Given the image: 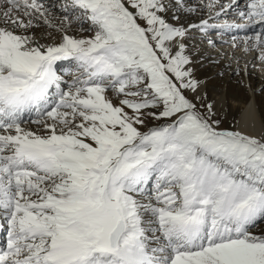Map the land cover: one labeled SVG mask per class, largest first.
I'll list each match as a JSON object with an SVG mask.
<instances>
[{
    "label": "snow or ice",
    "instance_id": "1",
    "mask_svg": "<svg viewBox=\"0 0 264 264\" xmlns=\"http://www.w3.org/2000/svg\"><path fill=\"white\" fill-rule=\"evenodd\" d=\"M205 7L264 61V0ZM62 9L0 0V264H264V135L195 95L191 32L217 25L181 23L188 0Z\"/></svg>",
    "mask_w": 264,
    "mask_h": 264
},
{
    "label": "bare ground",
    "instance_id": "2",
    "mask_svg": "<svg viewBox=\"0 0 264 264\" xmlns=\"http://www.w3.org/2000/svg\"><path fill=\"white\" fill-rule=\"evenodd\" d=\"M196 1L199 0H188L189 6L196 8L198 4ZM204 2L206 4L207 0ZM228 2L229 0H220V3L225 5ZM45 3L47 6H50L51 9V14L49 15L51 23L57 27L61 26L62 21H64L63 19L67 14L62 9L65 0H45ZM240 7L243 8L244 5ZM217 8H219V5H217ZM194 13L195 12L191 14L186 13L180 22L185 26H188L190 24H199L201 20H208L210 23V15L215 18V13L213 12L210 14L206 7L205 12H202L204 14L203 19H192ZM217 21L219 20L217 19ZM250 30H246L245 26L240 27L234 39L235 42L237 41V45L248 46L250 44V40H248L249 33L251 32ZM49 33H51V36H49ZM195 33L199 34L200 32L195 29L192 30L189 47L192 49V57L195 61L194 77L199 81L198 91L195 95L203 100V105L201 106L204 111H206L207 105H212L217 118L225 119L228 129L242 131L246 134L257 137L264 135V76L255 74L250 68L252 62L256 58L258 59V64L264 62L260 60L259 53L256 57H251V55L249 57H247V55L245 57H240L236 53L229 52L230 50H224L221 44L211 45L207 50L208 47L205 48L204 44L202 46L201 41L195 40L192 37L195 36ZM70 34L85 35L73 25ZM240 34L246 35L244 40L238 37ZM36 36L41 38V43L47 44L52 43L54 40L58 42L60 33L58 35L55 30L43 25L36 30ZM214 42L215 41H213V43ZM231 53H233V55ZM242 61L245 62L241 64ZM248 62L249 65L247 64ZM61 63L63 64L61 72L64 74L69 67V63L66 61ZM239 64L241 66H238ZM247 66L248 68L246 69L245 67ZM65 78L67 79V76ZM246 83H248L251 95H249L246 90ZM190 95L193 94L190 93ZM25 127L35 129L36 125L26 124ZM4 242L5 235L3 232H0V244H3Z\"/></svg>",
    "mask_w": 264,
    "mask_h": 264
},
{
    "label": "rangeland",
    "instance_id": "3",
    "mask_svg": "<svg viewBox=\"0 0 264 264\" xmlns=\"http://www.w3.org/2000/svg\"><path fill=\"white\" fill-rule=\"evenodd\" d=\"M204 1L205 0H203V2H202V0L196 1V3H198V4H197V7L195 8V13H194L192 19H195V18L203 19L204 18V14H203L205 12V6H204L205 2ZM207 2H208V0H207ZM224 2H227V1H224ZM242 5H244V0H240V6H242ZM66 15H69V14L67 13ZM70 18L73 19V24L72 25L75 26L76 28H78L77 24L75 23L74 17H70ZM217 19L219 21H217ZM225 22H227L228 24H237L239 26L245 25L244 21L239 20V18L231 10H229L227 14H222V16L220 18H212V19H210V23L209 24L210 25H215L216 24L217 25L216 29H210L209 33L207 35H205L204 33L200 32L199 34L195 33V36L197 35L196 37L195 36H192V37L195 40L201 41L202 42V46L204 44L205 48L208 47L207 50L209 49V47L211 45H214V44L220 45L221 44L222 48H224V50H230L229 52H233L234 54L236 53L240 57L241 56L245 57L246 55H247V57H249L250 55H251V57H256V55L259 53V51H257L253 47L252 41H250V44L248 46H239V45L236 44L237 41L235 42L234 39L236 37L235 36L236 33H238L240 28H238V27L237 28H233V30L236 29V31H237L236 33H235V31H233V33H231V30L230 31H222L220 29L219 26L223 25ZM44 26L48 27L47 25H44ZM84 27H87V25H84ZM51 29L55 30L53 28H51ZM246 30H250V29H246ZM250 31L251 32L249 33V36H253L254 32L252 30H250ZM84 34L87 35V33H84ZM58 35H59V33H58ZM245 36H246L245 34L238 35V37L241 38L242 40L245 39ZM207 38H208V41L211 40L212 42L213 41H215V42L213 44H209V42L207 41ZM231 40H233V41H231ZM212 49H214V48H212ZM233 53H231V54L233 55ZM258 55H260V53ZM244 62L245 61H242L241 64H243ZM258 63H259L258 59L256 58L251 64V67H250L251 71H254L255 74L264 76V62L262 64H258ZM247 64L249 65V62ZM238 66H241V65L239 64ZM242 67H244V66H242ZM245 68L247 69L248 66L245 67ZM245 76H246V73H245ZM246 84H245L246 85V90H247L248 94L251 95V91H250V88L248 86V83H246ZM197 103H199V102L197 101ZM201 110L204 111L202 106H201ZM220 120L222 121V125L221 126L224 127V128H227L225 119L221 118ZM27 125H29V124H27Z\"/></svg>",
    "mask_w": 264,
    "mask_h": 264
}]
</instances>
